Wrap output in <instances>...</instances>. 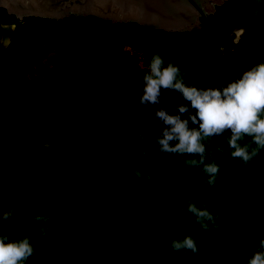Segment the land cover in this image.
I'll return each mask as SVG.
<instances>
[{
	"label": "trees",
	"instance_id": "trees-1",
	"mask_svg": "<svg viewBox=\"0 0 264 264\" xmlns=\"http://www.w3.org/2000/svg\"><path fill=\"white\" fill-rule=\"evenodd\" d=\"M0 18L11 41L0 45V217L14 201L21 208L11 222L0 220V234L31 238L28 264H243L264 239V150L247 168L216 153L223 171L209 188L181 157L137 154L158 152L139 134L162 127L138 102L157 51L197 87L226 86L264 61V0L218 6L209 16L219 38L211 55L215 36L205 24L171 32L92 15L19 19L1 7ZM180 103L165 90L151 112L177 114ZM137 165L152 181L137 184ZM191 196L219 213V232L209 235L179 211ZM35 214L52 218L44 239L29 223ZM184 235L208 255L181 258L170 245Z\"/></svg>",
	"mask_w": 264,
	"mask_h": 264
},
{
	"label": "clouds",
	"instance_id": "clouds-1",
	"mask_svg": "<svg viewBox=\"0 0 264 264\" xmlns=\"http://www.w3.org/2000/svg\"><path fill=\"white\" fill-rule=\"evenodd\" d=\"M0 29L7 32L8 25L0 22ZM10 43L6 35L0 36V44L5 48ZM141 82L143 94L139 96L138 105L147 106L145 111L162 127H146L139 134L140 140L145 144L158 148L155 153L140 148L137 153L139 156L163 154L181 157L185 167L199 169L203 173L202 182L213 188L223 171L216 160V153L227 152L247 168L264 150V61L254 64L226 86L197 87L190 83L185 68L166 60L157 51L152 55ZM165 90L179 94L181 103L177 105V114H172L163 107L151 112L153 106L162 103ZM221 140L223 143H218ZM132 171L137 184L153 179L139 165ZM256 174H260L259 169ZM140 190L148 192L149 188L141 186ZM30 205L31 201H27L26 206ZM20 211V205L14 201L0 220L11 222ZM179 211L192 216L195 223L209 235L221 230L218 223L220 215L210 210L208 201L198 204L194 199H181ZM51 219L47 214H35L30 217L29 223L39 225L40 238L44 239L49 231H54ZM258 242L259 246L255 251L244 253L246 259L243 264H264V239ZM170 247L181 258L189 253L193 256H207L209 253L206 247L198 245L197 239L192 235L173 239ZM35 255L36 248L30 237L11 239L7 232L0 234V264H28ZM223 264H227V258L223 260Z\"/></svg>",
	"mask_w": 264,
	"mask_h": 264
},
{
	"label": "water",
	"instance_id": "water-1",
	"mask_svg": "<svg viewBox=\"0 0 264 264\" xmlns=\"http://www.w3.org/2000/svg\"><path fill=\"white\" fill-rule=\"evenodd\" d=\"M228 0H0V7L19 19L61 20L72 15L96 16L117 22H136L171 32L192 31L207 25L214 33L211 55L218 42L209 16ZM206 53L205 48H201Z\"/></svg>",
	"mask_w": 264,
	"mask_h": 264
},
{
	"label": "rangeland",
	"instance_id": "rangeland-1",
	"mask_svg": "<svg viewBox=\"0 0 264 264\" xmlns=\"http://www.w3.org/2000/svg\"><path fill=\"white\" fill-rule=\"evenodd\" d=\"M244 29L242 27L237 28L236 32H237V37H239L242 33H243ZM202 197L199 196H191L188 199H194V200H201L203 201V199H201Z\"/></svg>",
	"mask_w": 264,
	"mask_h": 264
},
{
	"label": "flooded vegetation",
	"instance_id": "flooded-vegetation-1",
	"mask_svg": "<svg viewBox=\"0 0 264 264\" xmlns=\"http://www.w3.org/2000/svg\"><path fill=\"white\" fill-rule=\"evenodd\" d=\"M0 22L5 23L2 18H0ZM2 31H4V30H2ZM0 36H4V33L3 32L0 33ZM8 38L10 39V36ZM0 45H2V44H0Z\"/></svg>",
	"mask_w": 264,
	"mask_h": 264
}]
</instances>
